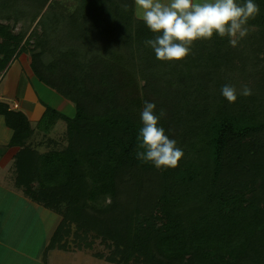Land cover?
I'll list each match as a JSON object with an SVG mask.
<instances>
[{"label":"trees","instance_id":"trees-1","mask_svg":"<svg viewBox=\"0 0 264 264\" xmlns=\"http://www.w3.org/2000/svg\"><path fill=\"white\" fill-rule=\"evenodd\" d=\"M71 2L0 0V76L27 53L33 78L93 125L44 105L32 127L0 101L13 121L6 182L59 218L44 258L97 240L109 264H264V0L236 47L214 35L181 62L145 46L154 36L133 0ZM146 101L166 112L160 126L184 153L176 168L136 159ZM58 121L63 144L50 137Z\"/></svg>","mask_w":264,"mask_h":264},{"label":"clouds","instance_id":"clouds-1","mask_svg":"<svg viewBox=\"0 0 264 264\" xmlns=\"http://www.w3.org/2000/svg\"><path fill=\"white\" fill-rule=\"evenodd\" d=\"M125 10L128 5H124ZM136 18L143 22L154 38L145 40L160 62H181L190 55L194 42L227 38L232 47L249 33L248 23L260 14L254 0H133ZM253 91L242 86L239 95L251 96ZM222 97L233 104L238 99L235 86L221 88ZM154 102H145L140 119L142 127L137 136L136 159L150 163L156 169H172L183 158V150L170 139L160 126L166 115L156 113Z\"/></svg>","mask_w":264,"mask_h":264},{"label":"rangeland","instance_id":"rangeland-1","mask_svg":"<svg viewBox=\"0 0 264 264\" xmlns=\"http://www.w3.org/2000/svg\"><path fill=\"white\" fill-rule=\"evenodd\" d=\"M63 2H66L65 4L68 5V7H70L72 9L73 2H71V0H62ZM136 17V16H135ZM3 23V21H0ZM10 24V22H9ZM19 25L15 26L14 29V33L18 30ZM27 53L26 54H22L20 56H18V58L11 62L10 66L8 67L6 73L4 74V76H0V95L3 97L0 99L1 102L4 101V103L7 104L8 108H10L9 106L11 105L12 107V103H13V95H12V88L14 87V85L16 84V79L18 78L17 74L21 71L24 73L22 75H20V79H19V85H18V93H20L22 91V86L25 84H29L33 94L35 95V98L38 102V105L41 106H48L51 109H54L57 112L62 111V114L64 116H66L68 119L73 120L74 122H79L80 124H83L86 127L91 128L93 125L92 123H86V122H80L79 120L76 119L75 117V112L72 108V105L69 104L68 102L64 101L61 97H59L55 92H53L52 90L46 88L45 86H43L41 83L37 82L33 76L31 75L29 68L27 67ZM27 78V79H26ZM16 97L21 98V95L17 94L15 95ZM16 102L17 98L15 99ZM6 101V102H5ZM63 103V105H66L67 108L66 109H62L60 106ZM17 104V105H18ZM15 108V107H14ZM61 113V112H60ZM37 114V112H36ZM36 114H32L31 112L29 113V116H31V118H36L37 115ZM1 119V117H0ZM76 122V123H77ZM97 127L100 128V124H96ZM63 129H64V123L62 121L58 122V124L56 125L55 129L52 131L51 137L58 143L63 144ZM99 130V129H98ZM39 133L38 132H34L32 133V135L27 139V143L31 144L34 141L39 139ZM34 146V145H32ZM4 207V208H3ZM23 212L24 211V207L22 208L21 206H19L16 202L12 203L11 201H8L7 199H5V203H3V205L0 207V214L1 215H5L7 217H11V215H16V214H21L19 212ZM36 214V222H34V219L32 218V215ZM0 215V216H1ZM28 215H31L29 217H27ZM6 217V218H7ZM27 217V218H25ZM59 221V218L57 215H55L54 213L50 212L49 210L43 209L41 207L35 206L33 204H30L29 206V211L27 210V212H25V214H23V216L20 218V221L16 222L15 227H18L19 229L22 230L23 235H26L28 232L25 231L26 228H28V226H32L35 225L36 230H34L35 232V242L37 245V248L40 247L42 245V241L41 242V233L46 230H48L51 226H53V228H55V226H57ZM47 223V224H46ZM8 223H5V225L7 226ZM9 225V224H8ZM46 225V226H45ZM29 240H32V238H30ZM22 241H24L22 239ZM20 245L23 247L25 245H23V243H20ZM27 247V245H26ZM68 247H70V250H66V251H60L59 254V260L57 264H109L107 262H105L102 258L99 257H95L93 254L96 253H102L103 255L107 254V249H105L97 240L93 242V245L91 246V249L89 248H84L81 250H77L75 249V247L73 245L68 244ZM45 248V246H44ZM43 248V250H44ZM23 249V248H22ZM51 254L52 257H54V262H57L55 256L56 253L52 252L49 253ZM48 258V253L46 255V259Z\"/></svg>","mask_w":264,"mask_h":264},{"label":"crops","instance_id":"crops-1","mask_svg":"<svg viewBox=\"0 0 264 264\" xmlns=\"http://www.w3.org/2000/svg\"><path fill=\"white\" fill-rule=\"evenodd\" d=\"M22 74L24 73L20 69V72L17 74L18 78L16 79V84L12 88V95H13L14 100L12 103V107L10 105L9 109L21 110L27 116L31 126L34 127V124L40 112L43 109H42V106L40 107L38 105V102L29 84L23 85L22 91L18 93L17 91L18 85H19L18 82L21 77L20 75ZM17 94L18 95L20 94L21 98L16 97L15 95ZM1 95H0V99L3 98ZM16 98H17V101H19V104L18 102H16L15 100ZM60 107L62 109L67 108L66 105H63V103L61 104ZM30 112L32 114H36L37 112L36 114L37 117L31 118V116H29ZM60 112L62 114V111ZM0 117H1L0 119V207L3 205V203H5V199H7L8 201H11L12 203L16 202L22 208L24 207V211L19 212L21 214H16V215L13 214L11 215V217H7L5 215L0 214L1 215L0 216V264H57L58 261H60L59 260L60 251L53 250V251L48 252L47 259L44 258L43 256V253H44L43 248L44 246H46L49 237L51 236L53 230L55 229L53 228V226H51L46 231L44 229V231L41 233V238H42L41 242L42 241L44 242H42V245L38 248H37L36 242L34 241L35 236H36L34 230H36V227L35 225H33V223H32V226H28V228L25 229V231L28 232L26 235H23L21 229H19L18 227H15L16 222L20 221V218L23 216V214H25V212H27V210L29 211L30 204H33L35 206H38V205L29 201L25 197H23V195L20 192L13 190L9 186V184L6 182L5 178L9 171V168L12 162V155L14 153L13 148H8L6 146L11 136V133H12L13 121L3 116H0ZM55 127L53 128V130L55 129ZM40 140H41V136L39 135V139L31 143L30 145H35ZM29 216L31 215H28L27 217ZM36 217H37L36 214L32 215L34 222H36ZM5 223H8L9 225L7 224L6 226ZM30 238H32V240H29ZM22 239L24 241H22ZM20 243H23V245L25 246L22 247ZM52 252L56 253L53 256H55V258L57 259L56 260L57 262H54V257H52L51 254H49Z\"/></svg>","mask_w":264,"mask_h":264}]
</instances>
